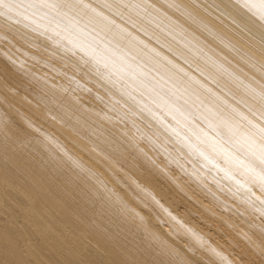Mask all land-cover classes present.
<instances>
[{"label":"bare ground","instance_id":"1","mask_svg":"<svg viewBox=\"0 0 264 264\" xmlns=\"http://www.w3.org/2000/svg\"><path fill=\"white\" fill-rule=\"evenodd\" d=\"M23 1L47 12L20 8L17 16L0 0V25L10 31L0 26V264H264V226L252 213L258 206L250 210L224 184L264 190V144L237 126L244 118L264 133L252 117L264 115V0H148V11L134 5L139 0H119L124 11L87 0ZM64 8L105 28L111 56L99 57L57 27ZM125 11L177 39L198 38L214 56L185 43L206 60L199 68L244 102L233 104L123 24ZM16 31L23 33L18 43ZM20 42L84 70L109 93L73 72L58 79L59 63L50 66ZM166 84L195 90L199 102L178 111L174 101L187 89L157 90ZM112 96L136 99L147 123ZM225 103L240 119L223 120ZM216 135L235 149L214 142ZM213 162L218 177L203 168Z\"/></svg>","mask_w":264,"mask_h":264},{"label":"rangeland","instance_id":"2","mask_svg":"<svg viewBox=\"0 0 264 264\" xmlns=\"http://www.w3.org/2000/svg\"><path fill=\"white\" fill-rule=\"evenodd\" d=\"M88 2L99 6L100 8H106V7H110L109 4H113L114 7L119 8L120 10L124 9V7L119 4V0H87ZM156 2V4L154 5H159L157 3H160V0H154ZM178 1V0H176ZM16 2L18 3V5L14 2H11L10 0H5V3L7 5L12 4L14 6V11L12 12L13 14L20 16L21 14H19L20 8L26 10V11H35V12H47L46 11H42L40 9H38L37 7L34 6H29L27 1H23V0H16ZM134 5H136L137 7H139V10L141 11H148V7L150 2L148 0H139V5H137L135 2H133ZM141 3H146L147 4V8H143L141 6ZM179 3H181V1H179ZM50 5H52L51 3H48ZM162 4L167 7V8H172L170 6V4L162 2ZM182 5H184L183 3H181ZM186 6V5H185ZM4 6L0 4V10L3 9ZM111 8V7H110ZM113 9V8H112ZM154 12H160L161 11V7H154L152 9ZM124 11V10H122ZM63 12L65 14V16H60L58 21H57V27L59 29H63L68 30L70 32V34H68V36L72 39H75L76 41H78L80 44H82L85 47H88L90 50H94L97 55L99 57L105 56L106 58L111 56V50H110V46H114V41L107 39L106 36H104V32L103 30H105V28H103L102 30L93 25V24H89L84 18H82L81 16V12L80 15H77L75 13H72L69 9L64 8ZM116 12V10H115ZM173 12L175 15V17H183L185 18L182 14H179L177 11H175L173 9ZM42 14V13H41ZM46 15V13H44ZM124 18L126 19V21L121 20V22L123 24H125L126 26H128L129 28L135 30L138 34L142 35L143 37H145V39L147 41H149L151 44H153L156 48H158L159 50L163 51L164 53L168 54V55H173L178 61L179 64H181V66H183L184 68L188 69L189 71H191L194 74H198L201 76V78L213 89L219 90L221 92H223L224 94H226L227 97H232L230 100L232 101L233 104L235 105H240L239 101H243V99L239 98L237 95V100L233 99L234 95H233V90L229 89V90H225L226 88L222 85H220L219 83L222 84V82L219 79H216L215 81L210 79V75L208 72H204L201 68H199V66H206V60H204L203 58L193 55L191 53V51L186 48L185 43H189L194 49L199 50L203 53H205V55H207L209 58L214 59V56L207 53L204 49H202L200 47V44H203L202 42H200V40L198 38H195L194 41H191L190 38L185 37L183 35H180L181 37H179L178 39L175 38L172 35H168V34H164L162 33V31L160 30V28H158L157 26H153L149 23L142 24L143 22V15H132L127 13L125 11ZM118 17V16H116ZM11 18V17H10ZM12 22H16L13 18L10 19ZM11 21H8L6 18L5 20H2V23H8V25H11ZM1 28L3 29V31L5 33H10V31L6 32L7 30H5L6 25H0ZM15 27V26H14ZM139 29H137V28ZM175 32V31H174ZM158 33V34H157ZM10 35V34H9ZM13 35V40L14 41H22V36L23 33H21L20 31H16V34H11ZM206 36L210 39H213L215 41H217V39L213 36H211L210 34H206ZM27 36L25 35V37H23V39H25ZM30 41V40H29ZM18 43V42H17ZM20 43H24L25 46L21 47L22 50L24 51H28L29 48H32L31 50L36 52V51H41L43 53V56L40 57V59H44V60H48L51 62L50 66H55L59 63L60 67H61V71L60 72H53L54 76H56L58 79H60L64 73H66V71L68 72H73L74 74H76L77 78H82L83 80L86 81V83L90 86H92L94 89H98L99 92L103 93V94H108L109 92L104 89L101 85L97 84L94 80H90L89 81L87 79V75L86 72L84 70H80L75 68L72 64L66 63L63 64L61 62V60H59L57 57L51 56L49 54V52H45L43 51L41 48H33L29 43L26 44V42H20ZM140 45V44H139ZM28 47V48H27ZM35 49V50H33ZM227 49V48H226ZM229 50V49H227ZM48 51V50H47ZM232 51V50H230ZM233 53L237 54L235 51H232ZM238 55V54H237ZM128 56V55H127ZM116 58H118L119 56L116 55ZM50 59V60H49ZM40 68L42 69H46V70H52V68L48 69V66H45L43 64H39ZM48 67V68H47ZM59 68V67H58ZM68 68V69H67ZM82 68V67H81ZM60 69V68H59ZM199 69L206 75H201L199 72ZM51 72V71H48ZM91 74V73H90ZM93 76V75H92ZM224 79H227L226 77H223ZM91 82V83H88ZM84 83V84H86ZM230 84H233V82H230ZM245 86H247V88H252L251 83L249 82H245ZM157 90L167 94L168 89L170 88V94L172 91H175L177 93H179L180 90H186L187 89V94L189 96H182L179 97L177 100L174 101V103L177 105L178 107V111H188L191 110V107H193V103L196 104L197 102H199V97L196 93L195 90L192 89H188V88H179V90H176V88L174 86H169V84H166L165 86H156ZM224 89V90H223ZM192 93L196 94L197 96H192ZM152 96L155 98L157 97L155 94H152ZM113 97V96H112ZM113 99L117 102L120 103V105H123L125 108V111L130 110L133 112L132 116L134 119L141 121L142 123H147L144 119H142L139 114H143V110L141 108L142 104H140L139 102H137L136 99H134L133 97H129V98H125L121 100H117L115 97H113ZM126 105L132 107V110L127 108L126 109ZM248 105V104H247ZM224 113L222 112H218L220 115H222L223 120L226 119V123H229L230 121L239 118L240 117L235 114L232 113L229 109L227 104H224L223 107ZM245 108V107H243ZM217 110V109H216ZM135 111L137 113H135ZM211 113V110L209 111ZM257 115L252 114V117H254L257 122L259 124L262 125V127L264 128V119L262 117H264V115L261 112H256ZM261 116V117H260ZM244 119V118H243ZM240 119L241 123L237 124L238 128L242 131H246L248 132L254 139H256L258 141V138H261V141H259L260 143L264 144V133L258 128H254L251 125H249V123L244 119ZM188 120V117H182L183 122H186ZM200 120V119H199ZM201 121V120H200ZM235 121V120H234ZM228 132V129H227ZM176 134H174L175 136ZM172 136L173 141H175V137ZM217 138H213V141H217L218 142V138H221V140H223L224 142H226V140H224L221 136L216 135ZM228 145V148L232 151V149L234 148V145L231 143L226 142ZM205 170H208L213 176H220L219 175V171L221 170L220 168H218L216 166V163L213 162L212 164H207V167H203ZM223 180V179H222ZM226 185H230V189L232 191H234L235 193H237L238 196H243L246 205H248L247 207L251 209V205L253 206H258V212L256 211V209H254L255 211H252L253 213V218L256 219L258 221V224L260 226H264V215H260L259 213H261V211H263L262 209H264V199H260V195H264V190L263 187H259L258 191H253L249 188L244 187L243 185L240 184H236L234 181L230 180L229 183L226 182V180H224ZM234 214L232 213V218H233ZM238 219V218H237ZM239 220V219H238ZM244 222L248 223V226H251L248 221V219H243Z\"/></svg>","mask_w":264,"mask_h":264}]
</instances>
